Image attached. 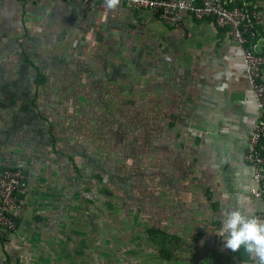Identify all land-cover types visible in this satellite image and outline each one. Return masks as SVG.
<instances>
[{
  "label": "crops",
  "instance_id": "obj_1",
  "mask_svg": "<svg viewBox=\"0 0 264 264\" xmlns=\"http://www.w3.org/2000/svg\"><path fill=\"white\" fill-rule=\"evenodd\" d=\"M251 3L264 11L260 0ZM96 26L110 33L113 44L118 39L123 46L98 74L139 66L138 76L124 69L118 81L124 90L140 91L141 104L155 107L157 120L167 117L157 137L162 179L157 204L169 217L188 213L187 226L198 234L188 258L193 264H255L238 261L217 235L221 212L235 208L239 195L249 197L256 216L264 211V199L250 193L257 182L245 160L259 111L244 75L240 47L210 19L183 15L180 26L169 27L146 10L121 5L115 10L105 5L89 8L71 0H0V172L21 170L26 183L25 190L16 194L23 203L16 214L17 229L0 238V264H67L51 258V247L37 242L33 220L22 223L32 199L31 177L38 162L46 163L25 154L32 140L41 152L52 149L47 144L52 135L42 132L48 124L47 105L55 101L46 98L48 90H54L47 75L61 73L69 61H76L78 70L86 69V57L78 54L85 40L76 36ZM60 27L62 32L65 27V34L59 35ZM224 192L231 199L222 200Z\"/></svg>",
  "mask_w": 264,
  "mask_h": 264
},
{
  "label": "rangeland",
  "instance_id": "obj_2",
  "mask_svg": "<svg viewBox=\"0 0 264 264\" xmlns=\"http://www.w3.org/2000/svg\"><path fill=\"white\" fill-rule=\"evenodd\" d=\"M260 1L264 8V0ZM88 28L76 36L85 40L78 54L86 57L87 68L78 70V63L69 61L71 65H63L61 73L47 75L54 90H48L46 98L55 101L52 106L45 104L49 125L42 132L52 135L47 143L52 149L41 152L32 140L25 154L46 163L38 162L33 172L32 199L22 223L33 220L37 242L51 247V258L67 264H180L160 259L146 231L162 229L164 219L163 230L178 235L184 245L178 260L187 257V246L198 238L196 229L187 226L188 213L169 217L157 204L162 182L157 137L167 117L157 120V109L141 104L140 91L124 90L118 81L124 69L138 76L139 66L118 68V74L111 68L106 76L98 74L123 46L118 39L113 44L110 33L101 27ZM61 29L59 35L65 34ZM183 263L192 264L193 259Z\"/></svg>",
  "mask_w": 264,
  "mask_h": 264
},
{
  "label": "built area",
  "instance_id": "obj_3",
  "mask_svg": "<svg viewBox=\"0 0 264 264\" xmlns=\"http://www.w3.org/2000/svg\"><path fill=\"white\" fill-rule=\"evenodd\" d=\"M71 1L89 8L105 5V0ZM119 5L132 11L146 10L169 27L180 26L183 15L195 20L210 19L217 28L225 29L240 47L244 75L259 111L245 153V160L252 166L257 182L250 193L257 199H264V142H261L264 138V50L261 48L264 47V11L252 5L251 0H120ZM255 39L257 41L253 43ZM25 188L21 170L0 172V238L17 229L16 214L23 209V203L16 194ZM258 217L264 219V211Z\"/></svg>",
  "mask_w": 264,
  "mask_h": 264
},
{
  "label": "clouds",
  "instance_id": "obj_4",
  "mask_svg": "<svg viewBox=\"0 0 264 264\" xmlns=\"http://www.w3.org/2000/svg\"><path fill=\"white\" fill-rule=\"evenodd\" d=\"M120 0H105L108 10H115ZM221 199L227 201L231 195L224 192ZM236 207L221 212V227L217 235L223 238V247L235 252L244 247L255 264H264V219L252 213L250 199L239 195Z\"/></svg>",
  "mask_w": 264,
  "mask_h": 264
},
{
  "label": "trees",
  "instance_id": "obj_5",
  "mask_svg": "<svg viewBox=\"0 0 264 264\" xmlns=\"http://www.w3.org/2000/svg\"><path fill=\"white\" fill-rule=\"evenodd\" d=\"M258 38L259 36H257V39ZM257 39L253 40L252 42L255 43ZM261 142L262 143L264 142V138L261 140ZM11 169H16V168H11ZM146 231H147V235L150 241L154 244V246H156L157 253L160 259L166 260V261L174 260V261L179 262L180 264H185L183 262L186 261V259L189 256V253L192 252L191 251L192 247H194L192 244L187 246V249H186L187 257H185L184 260H178L177 259L178 252H181L184 250V245L181 241V238L178 235L170 234L163 229L155 228V227H151L147 229Z\"/></svg>",
  "mask_w": 264,
  "mask_h": 264
},
{
  "label": "water",
  "instance_id": "obj_6",
  "mask_svg": "<svg viewBox=\"0 0 264 264\" xmlns=\"http://www.w3.org/2000/svg\"><path fill=\"white\" fill-rule=\"evenodd\" d=\"M231 254L237 258L240 262H251V259L249 258L248 253L245 251L244 247L241 246V248L235 252L231 251Z\"/></svg>",
  "mask_w": 264,
  "mask_h": 264
}]
</instances>
